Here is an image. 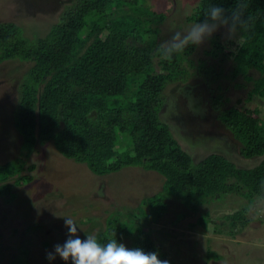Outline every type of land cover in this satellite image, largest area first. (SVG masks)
<instances>
[{
	"label": "trees",
	"instance_id": "trees-1",
	"mask_svg": "<svg viewBox=\"0 0 264 264\" xmlns=\"http://www.w3.org/2000/svg\"><path fill=\"white\" fill-rule=\"evenodd\" d=\"M146 2L72 0L48 31L32 37L24 33L22 25L0 21V64L14 60L31 63L19 84L13 112L26 154L35 149L38 140H51L64 157L86 163L98 175L140 166L164 177L162 191L166 195L157 192L141 200L139 205L144 208L137 206L143 210L138 213V224L130 226L127 220L109 218L105 230L95 236L102 245L115 238L129 249L158 252L161 259L176 264L149 229L150 223L168 210L167 200L192 212L230 197L264 202V0H240L241 5L247 4L241 19L248 22L246 28L236 22L241 38L221 41L216 35L212 49L206 50L220 59L221 55L230 56L229 80L236 81L237 87H250L245 99L229 105L218 83L211 106L231 131L241 156L258 159L254 166L244 167L218 152L196 160L163 119L165 90L170 84L186 83L193 75L210 76L211 81L225 75L222 67L215 70L208 60L191 57L197 45H187L170 60L162 58L159 33L166 15ZM212 7L225 9L219 21L227 19L232 26L237 0H199L188 21L217 22L211 20ZM238 77L243 82L237 81ZM121 137L131 138L132 148L120 151ZM24 164L19 158L0 165V197L6 202L18 196L15 186L33 179L22 174ZM10 178H15L13 183ZM250 210L244 203L241 209L215 218L204 211L196 224L235 235L247 225ZM151 213L152 219L148 217ZM217 255L207 248V258L220 259Z\"/></svg>",
	"mask_w": 264,
	"mask_h": 264
},
{
	"label": "rangeland",
	"instance_id": "rangeland-1",
	"mask_svg": "<svg viewBox=\"0 0 264 264\" xmlns=\"http://www.w3.org/2000/svg\"><path fill=\"white\" fill-rule=\"evenodd\" d=\"M71 1L0 0V21H14L32 37L48 31ZM146 1L151 9L166 15L160 24L159 40L162 44L171 42L177 32L183 38L196 24L188 21V16L199 0ZM128 13L132 10L129 9ZM209 25L214 26L215 31L211 36H205L191 57L197 61L199 58L208 60L215 70L222 67L225 76L217 81L206 76L210 79L206 81L205 76L193 75L186 83L170 84L165 90L167 103L162 116L180 144L196 160L218 152L241 167L254 166L258 159L241 156L231 131L211 107L218 83L223 86L222 93L229 98L225 101L229 105L245 99L250 90L248 86L237 87L236 81L229 80L233 67L230 56L221 55L223 59H220L206 53L212 49L216 35L226 41L240 39L241 34L236 29L230 32L232 26L223 21ZM228 50L226 48L225 52ZM30 66L31 63L18 60L0 64V165L22 158L25 162L22 174L33 176L29 183L15 186L13 191L18 192V196L11 202L0 197V264H55L63 261L59 256L52 261L46 260L47 252L67 239L63 216H71L78 224L77 235L86 239L87 234L96 235L105 230L109 218L127 220L130 226L138 224V213L144 208L142 203L139 205L141 200L157 192L165 193L162 191L164 177L156 171L128 166L117 172L98 175L86 163L64 157L51 140L45 143L38 140L35 149L26 154L14 125L13 112L18 103L19 84ZM253 73L258 75L255 70ZM237 81L243 82V79L238 77ZM262 121L264 123V117ZM132 145L131 138L121 137L118 149L124 151ZM14 179L9 181L13 183ZM237 198L204 204L197 212L169 199L166 213L149 225L152 237L176 264H264V202L249 203ZM244 203L251 206L248 223L235 235L217 232L212 225L208 229L196 224L204 211H209L215 218L225 211L241 209ZM151 216L152 213L148 217L152 219ZM37 224L41 227H35ZM31 225L32 229H29ZM46 240L48 245H45ZM208 247L218 252L221 256H217L221 258H207Z\"/></svg>",
	"mask_w": 264,
	"mask_h": 264
},
{
	"label": "clouds",
	"instance_id": "clouds-1",
	"mask_svg": "<svg viewBox=\"0 0 264 264\" xmlns=\"http://www.w3.org/2000/svg\"><path fill=\"white\" fill-rule=\"evenodd\" d=\"M247 4L241 5L237 0V7L233 10L232 19L234 23L229 29L235 31L236 22L240 27L246 28L248 22L241 19L242 9ZM225 9L222 7H212L210 17L212 21H219ZM227 24V19L223 21ZM215 31L214 26H210L207 21L194 24L188 33L181 38L177 32L171 42L161 45L163 51L162 58L170 60L173 53H182L189 44L198 45L202 43L205 36H211ZM65 227L67 228V239L63 244H56L52 251L47 252L46 258L49 261L59 256L64 261H71V264H170V261L161 259L158 252H145L141 248L129 249L117 239H109L106 244L98 242L94 234H87L86 239H81L78 233V224L71 216H63Z\"/></svg>",
	"mask_w": 264,
	"mask_h": 264
}]
</instances>
